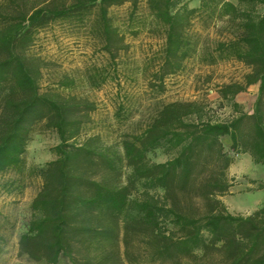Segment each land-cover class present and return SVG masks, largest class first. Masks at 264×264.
Listing matches in <instances>:
<instances>
[{
    "label": "trees",
    "instance_id": "trees-1",
    "mask_svg": "<svg viewBox=\"0 0 264 264\" xmlns=\"http://www.w3.org/2000/svg\"><path fill=\"white\" fill-rule=\"evenodd\" d=\"M141 1L41 0L24 9L19 0H8L11 11H0V175L25 171L39 124L59 137L56 157L35 171L43 184L21 249L46 264L62 258L70 264H264V202L243 215L219 198L232 185L227 170L234 157L224 138L235 154L249 153L264 164V0H200L196 6L146 0L164 34L150 85L163 91L166 78L194 57L208 65L236 60L249 71L243 82L223 85L220 95L233 101L258 84L252 113L204 120L203 103L172 101L141 133L107 144L100 134L81 139L95 102L41 90L39 64L27 49L43 29L58 21L86 25L95 13L103 50L115 62V41L123 34L110 9L130 3L134 20ZM218 20L225 30L220 39L204 41L194 29L196 21L207 27ZM111 73L97 69L93 85L101 87ZM124 110L120 104L117 114ZM158 148L174 155L154 161L148 154Z\"/></svg>",
    "mask_w": 264,
    "mask_h": 264
},
{
    "label": "rangeland",
    "instance_id": "rangeland-1",
    "mask_svg": "<svg viewBox=\"0 0 264 264\" xmlns=\"http://www.w3.org/2000/svg\"><path fill=\"white\" fill-rule=\"evenodd\" d=\"M19 1L27 9L41 0ZM190 1L194 6L200 0ZM9 10L8 0H0L1 13ZM95 17V13L92 14L86 25L52 23L27 49L28 56L39 64V83L43 92L59 91L95 102L96 109L90 113L81 139L100 134L105 143L120 144L128 134L141 133L161 107L172 101L203 103L204 120L228 121L241 111L253 112L258 84L237 94L233 101L220 95L223 85L243 82L249 71L246 65L236 60L208 65L194 57L186 61L184 70L166 78L163 91L150 85L152 73L160 60L164 34L150 16L146 0L139 4L134 20L131 19L130 3L110 9L112 23L123 34L121 40L115 41V62L103 50V39L97 32ZM223 25L224 22L218 20L204 27L196 21L194 29L202 34L204 41L212 42L224 36ZM102 68L111 70V77L101 87H96L91 76ZM113 68L117 69L115 75ZM65 81L73 83L67 87L62 85ZM233 102L240 105L239 110L235 109ZM120 104L125 107L122 115L117 114ZM58 142L54 130L39 124L25 154V171L11 170L0 175V264H46L44 259H35L24 252L20 239L28 230L32 203L43 184L35 171L56 157L53 148ZM223 142L234 161L227 170L232 185L229 192L219 198L230 212L249 215L264 202V164L255 163L249 153L235 154L228 139L224 138ZM173 155L174 152L163 148L148 154L157 162L166 161ZM59 264L70 262L62 258Z\"/></svg>",
    "mask_w": 264,
    "mask_h": 264
},
{
    "label": "crops",
    "instance_id": "crops-1",
    "mask_svg": "<svg viewBox=\"0 0 264 264\" xmlns=\"http://www.w3.org/2000/svg\"><path fill=\"white\" fill-rule=\"evenodd\" d=\"M233 2H234V0H232ZM194 6H196V5H194Z\"/></svg>",
    "mask_w": 264,
    "mask_h": 264
}]
</instances>
